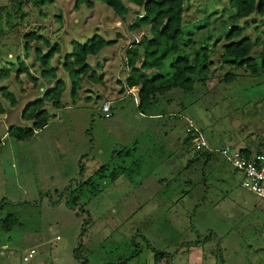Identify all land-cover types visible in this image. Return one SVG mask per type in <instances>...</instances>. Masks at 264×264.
Returning <instances> with one entry per match:
<instances>
[{
  "label": "rangeland",
  "instance_id": "1",
  "mask_svg": "<svg viewBox=\"0 0 264 264\" xmlns=\"http://www.w3.org/2000/svg\"><path fill=\"white\" fill-rule=\"evenodd\" d=\"M35 1L23 5L21 16L10 0H0V240L11 239L16 247L0 260L20 262L23 243L45 261L72 260L76 252L89 264L125 258L132 259L129 264H151L154 253L165 252L174 264H189L187 248L197 245L204 264H238L249 243L254 246L247 252L251 264H264V251L256 246L264 242V203L241 188L242 174L225 158L211 153L207 161L204 153L197 154L183 121L192 118L213 149L264 152V72L253 77L247 69L236 70L220 60L230 43L227 35L238 27L240 38H251V56L260 66L264 17L236 19L228 0H186L179 52L159 74L169 78L170 63L186 57L196 67L194 92L158 96L152 113L162 115L141 116L137 92L124 87L129 70L123 51L131 42L126 39L122 47L121 37L97 58L101 81L84 80L75 103L65 92L59 111L46 103L50 123L17 141L4 136L8 128L31 126L22 118L27 105L66 75L61 53L50 62L56 78L44 79L36 49L47 54L58 44L66 52L71 40L85 43L98 32L109 39L126 37L125 25L100 1L86 0L93 2L91 8L85 2L77 6V0L36 7ZM122 2L130 24L141 11L128 0ZM31 33L49 44L30 41L26 48L25 36ZM89 60L97 67L95 59ZM20 62L35 82L19 74ZM227 75L233 76L230 84ZM120 86L131 97L119 101ZM2 90L15 96L14 105ZM106 100L114 111L111 118L99 109ZM67 198L77 199L75 207L65 204Z\"/></svg>",
  "mask_w": 264,
  "mask_h": 264
},
{
  "label": "trees",
  "instance_id": "2",
  "mask_svg": "<svg viewBox=\"0 0 264 264\" xmlns=\"http://www.w3.org/2000/svg\"><path fill=\"white\" fill-rule=\"evenodd\" d=\"M32 1L33 0H10L13 9H15L17 13H20L21 16H23V5L31 4ZM96 1L103 3L112 11L115 17L120 19L119 21L125 25L126 37L116 34L115 38L110 37L109 39L107 35L99 34L98 32L85 43L71 40L69 43L70 49L66 52H63L62 46L58 44L51 47L47 54H43L41 50L36 49V60L40 64L41 75L44 79L56 78V69L50 67V62L55 58L54 56L56 54L60 55L61 53H64L61 65L66 75L56 80L53 87L49 88L40 99L27 105L22 113V118L24 121L31 122V126H11L7 130V136L17 141L31 138L35 134V130L42 129L50 123V114L45 108L46 103H50L53 109L59 111L63 108L61 99L65 92L69 93L72 102L75 103L78 98V91L81 90V85L84 83V80L99 83L101 77H98V74L101 72L102 64L98 62L99 59L97 60V58L101 56L102 51L105 52L108 48L115 45L121 37L122 44L127 37H131V43L128 45L129 47H125L123 51L124 64L129 70V74L125 78L124 87L129 89L137 87L136 98L138 101L137 110L139 113H151L158 102V96H165L169 92L175 91H180L183 94L194 92L195 83L191 76L195 74L196 67L191 65L186 57L175 58L170 63L169 78L159 74L164 68V63L179 52V43L184 36L183 20L186 0H128L141 11L130 24H126L128 8L123 4L122 0ZM81 2H85L90 8L93 4V2L86 0H77L76 5H80ZM51 3H53V0H36L32 5L45 6ZM228 6L235 11V18L239 20L246 19L253 15L264 17V0H228ZM2 21L3 6L0 2V40L4 37ZM241 32V28L238 27L230 31L227 35V41L230 43L223 47L220 60L223 64L233 69H247L253 77H256L259 72H264V58L259 66L257 61L251 56L253 47L251 38H240ZM136 37L138 38L137 43H135ZM25 39L27 40L25 42L26 48L30 41L43 40L47 45L49 44L48 41L35 33L27 34ZM236 39L239 40L233 42V40ZM202 56L204 61L208 60L206 50H203ZM90 57L95 59L97 67H93V61L91 62L89 60ZM106 59L107 58H104V61ZM138 63L139 66H137ZM20 65L19 74L26 73L30 76V79L35 82L36 78L28 72L22 62H20ZM204 70H207L206 66ZM232 80V75L226 76V83L230 84ZM124 91L125 88L123 92ZM2 92L6 100L14 105L15 96L10 94L8 90H2ZM0 113H4L1 105ZM54 116L55 115H52V117ZM192 138V136H188L190 142ZM240 152L245 157L250 156L251 153H255L249 151V149H241ZM202 154L205 155V157L207 156L206 158L212 156L208 152H202ZM76 202L77 199H65V204L70 208L75 207L74 205ZM70 203L72 205H70ZM155 256L163 257L167 256V254L156 252ZM126 262L127 260L125 258L116 263L125 264ZM84 264H88L87 261H85Z\"/></svg>",
  "mask_w": 264,
  "mask_h": 264
},
{
  "label": "built area",
  "instance_id": "3",
  "mask_svg": "<svg viewBox=\"0 0 264 264\" xmlns=\"http://www.w3.org/2000/svg\"><path fill=\"white\" fill-rule=\"evenodd\" d=\"M100 111L104 114L105 118H111L114 115L112 104L109 101L101 104ZM183 120L186 124L187 135L193 137L191 139L193 149L196 152L217 153L225 158L233 168L242 174L241 188L264 203V153H251L250 156L245 157L241 154V150H235L231 146L213 149L209 146L192 118L186 116L183 117ZM35 253L34 249L27 251L23 256V261L31 260Z\"/></svg>",
  "mask_w": 264,
  "mask_h": 264
},
{
  "label": "crops",
  "instance_id": "4",
  "mask_svg": "<svg viewBox=\"0 0 264 264\" xmlns=\"http://www.w3.org/2000/svg\"><path fill=\"white\" fill-rule=\"evenodd\" d=\"M131 38V37H130ZM130 38L129 37H127V39H128V43H129V41H130ZM124 43H125V45H127V40H124ZM124 45V46H125ZM122 47H123V44H122ZM125 49V48H124ZM121 87V86H120ZM121 89H122V95H120L121 97H122V99H120L119 101H124L125 99H127L128 97H131V96H125V94L123 95V93L125 92H123V86L121 87ZM132 92L134 93V92H137V87H133L132 88ZM132 92H130V93H132ZM133 95H135V94H133ZM136 96V95H135ZM106 101H108V100H106ZM118 102V101H117ZM116 103V102H115ZM113 104H114V101H113ZM137 106V105H136ZM153 112V111H152ZM146 113V116H150V117H155V116H160L161 114L160 113ZM141 116H143V115H145V114H143V113H139ZM149 114H152V115H149ZM158 114H160V115H158ZM184 121V120H183ZM184 124H185V122H184ZM185 126H186V124H185ZM7 134H5L4 136H6ZM34 135H36V134H34ZM3 136V137H4ZM2 137V138H3ZM33 137V136H32ZM208 142V141H207ZM2 143H4L3 141L1 142V144ZM166 145V144H165ZM165 145H161V146H165ZM253 149H249V151H252ZM253 152V151H252ZM261 152H263V151H261ZM197 154H199V156L201 155V153L199 152V153H197ZM207 157V156H206ZM205 157V158H206ZM24 158H25V156H24ZM211 157H208V158H206L207 159V161H209V159H210ZM255 197V196H254ZM258 199V198H257ZM258 201L260 202V203H262L259 199H258ZM28 202V201H27ZM257 202V201H256ZM258 203V202H257ZM50 205L52 206V208H55L51 203H50ZM33 207V206H32ZM263 213H264V209H263ZM3 240H0V256H5L6 254V257L7 256H10L13 252H16V247L12 244L13 243V241H11V239H9L8 241H4V242H2ZM258 248L257 249H259V250H263L264 251V242H260V243H258L257 245H256ZM254 246H251V244H249V243H247V245L245 246V248H246V250L244 251V256H243V259L240 261V263H238V264H251V257H249L248 256V251L251 249V248H253ZM21 248H23L21 251H23L22 252V258H21V261L20 262H12L11 260H9L10 261V263H8V264H84V262L86 261V260H83L80 256H78V254L75 252L74 254H73V259L71 260V259H69V260H62V259H56V258H53V260L51 259V261H49V260H47V261H45L44 259H36L35 258V255H36V253H35V255H34V257L31 259V260H29V261H23V256L26 254V251H28L29 249L31 250V249H34L35 250V248H29V249H25L24 248V244L22 243V246H21ZM202 247H200V246H190V247H188L187 248V253H186V258H187V261H188V263L189 264H204L205 263V259L203 258V256H202V252H201V249ZM201 249V250H200ZM36 251V250H35ZM140 251L139 250H137L136 251V254H137V256H138V253H139ZM164 254H167V256H163V257H156L155 256V253L153 254V256H152V259H151V264H174V262H173V260H171L170 258V255L171 254H168V253H165V252H163ZM175 253H177V252H175ZM183 255H185V254H182V256ZM129 258H133V256H131V257H129ZM126 260H127V262L125 263V264H129L130 262H131V260L129 261L127 258H126ZM118 262V261H117ZM6 262L3 260V261H1L0 260V264H5ZM89 264V263H88ZM91 264H93V263H91ZM115 264H118V263H116L115 262Z\"/></svg>",
  "mask_w": 264,
  "mask_h": 264
},
{
  "label": "clouds",
  "instance_id": "5",
  "mask_svg": "<svg viewBox=\"0 0 264 264\" xmlns=\"http://www.w3.org/2000/svg\"><path fill=\"white\" fill-rule=\"evenodd\" d=\"M100 109V108H99ZM114 112V111H113ZM38 132V131H37Z\"/></svg>",
  "mask_w": 264,
  "mask_h": 264
}]
</instances>
